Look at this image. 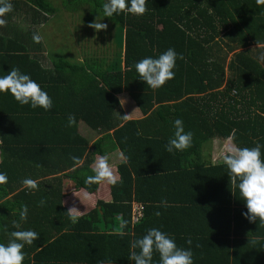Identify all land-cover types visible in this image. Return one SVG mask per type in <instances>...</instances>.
<instances>
[{"label":"trees","instance_id":"trees-1","mask_svg":"<svg viewBox=\"0 0 264 264\" xmlns=\"http://www.w3.org/2000/svg\"><path fill=\"white\" fill-rule=\"evenodd\" d=\"M65 1L67 6L76 7L81 13L77 17L86 25L97 16L109 24L114 31L116 49L100 55L85 48L84 58L72 60L69 44L63 42L58 48L66 46V55L50 57L53 67L48 69L31 52L42 50V28L49 23L48 16L56 12L54 5L48 0H9L12 10L0 16V20L9 24L5 28L0 25V75L12 67L33 80L37 74L53 73L64 93L59 98L58 87L40 85L47 94L53 95L52 107L47 111L23 107L9 93H0V171L7 176V181L0 184V242L7 243L8 233L13 230L31 229L37 238L31 245H25L23 264H68L64 240L70 239L76 249L77 264H84L88 259L98 261L94 253L96 240L102 239L105 243L110 238L121 239L128 250V259L130 242L140 237L139 229L147 223L146 212L149 216L158 208L152 202H171L175 200L173 193H181L184 186L197 191V186L205 189L207 185L212 189L209 198L194 199L190 194L194 200L185 204L188 214L183 218L187 227L184 240L193 253V264H264V237L246 230L248 222L244 220L248 219L240 213L247 210L238 190L230 185L225 165L205 166L193 162L194 155L211 136L220 139L230 136L239 147H253L256 143L264 146V117L261 116L264 114V68L249 53H236L229 66L233 78L227 79L223 86L222 63L226 59L217 48L213 49L223 34L240 48L250 41L264 44V6L254 5L256 0H146L145 12L141 15L122 12L108 18L102 13L106 0ZM18 23H22V28L27 25L31 29L24 32ZM34 34L41 37L39 43L33 41ZM168 48L183 57L176 61L174 77L158 89L149 88L139 80L134 65ZM123 93L134 101L143 116L141 119L120 118L117 95ZM71 101L74 109L70 110ZM252 112L255 116H250ZM69 114L76 120L72 127L67 126ZM32 116L48 126L45 131L56 133V142L50 140L51 132L43 140L34 142L41 147L26 149L28 141L18 137L23 129L19 127V117ZM177 118L183 121L185 131H191L192 141L186 149L168 153L164 145L174 131L172 122ZM79 121L108 135L89 149V141L78 132ZM104 139L113 143V149L121 150L126 162L116 168L117 179L109 187L110 199L98 201L97 207L76 223L68 218L65 197L53 191L52 180L36 183L34 189L21 187L20 175L16 172L27 168L16 163L23 158L21 153L25 159L35 152L49 153L48 158L63 154L59 158L61 167L47 174L71 170L61 177L69 175L66 178L75 180L94 154L106 153ZM261 152L264 159V147ZM72 157H78L80 163ZM83 160L89 163L81 165ZM217 177L219 181H215ZM82 186L81 182L76 187ZM85 188L88 194H96L92 188ZM41 200L45 201L43 206L39 204ZM133 201L144 207L143 217L135 225L131 218ZM21 205L27 207L23 221L19 218ZM230 206L235 207L234 218ZM118 217L120 229L115 231L113 225ZM240 220L244 221L243 225ZM13 221L20 229L13 227ZM105 221L113 228L111 233L105 230L108 228ZM189 240L191 244L187 243ZM56 255L59 261H55ZM129 262L128 259L124 264ZM158 262L153 256V264Z\"/></svg>","mask_w":264,"mask_h":264},{"label":"clouds","instance_id":"clouds-1","mask_svg":"<svg viewBox=\"0 0 264 264\" xmlns=\"http://www.w3.org/2000/svg\"><path fill=\"white\" fill-rule=\"evenodd\" d=\"M257 4H264V0H256ZM146 0H106L102 5L104 17H112L114 14L141 15L145 12ZM12 5L9 0H0V16L10 12ZM96 19L88 26L96 31L104 30L107 26ZM0 23H3L0 20ZM34 42L39 43L41 37L37 34L32 36ZM178 56L173 48H168L158 56H146L134 65L135 72L139 80L143 81L149 88L158 89L167 81L173 79L174 69ZM9 93L21 106L28 105L32 109L42 108L45 111L52 107V100L41 86L28 74L22 73L18 68L12 67L10 71L0 75V93ZM123 106V100H118ZM120 115V114H119ZM121 116V115H120ZM129 115L121 118L127 119ZM76 122L71 114L67 117V126L72 127ZM174 129L172 135L164 145L165 151L173 153L182 151L190 146L192 141L191 131H185L183 121L179 118L172 122ZM232 138H226L220 157L227 169L230 185L238 190L240 200L243 201L246 212L242 213L250 222L259 221L264 224V159H262L261 148L264 147L256 143L253 147H239L231 143ZM77 164L80 163L78 157H72ZM107 154L99 156L93 165V175L85 178V184H99L103 181L114 182L113 173L108 163ZM163 174V173H162ZM161 175V174H158ZM7 181V176L0 171V184ZM26 188L34 189L36 181L25 178L21 181ZM233 193V192H232ZM44 200L39 202L43 206ZM134 203H132L133 205ZM166 206V205H165ZM76 208H69L66 214L72 223L77 222ZM156 216L160 215L157 211ZM27 215V207L20 206L19 218L23 221ZM13 227L20 229V225L13 221ZM7 243L0 242V264H23L25 245H31L37 238V233L31 229L13 230L8 233ZM191 244V241H187ZM158 254V264H193V253L191 248L178 246L175 238L159 228L152 227L145 233L133 239L129 245L128 259L132 264H153V255ZM108 264H111L109 261Z\"/></svg>","mask_w":264,"mask_h":264},{"label":"crops","instance_id":"crops-1","mask_svg":"<svg viewBox=\"0 0 264 264\" xmlns=\"http://www.w3.org/2000/svg\"><path fill=\"white\" fill-rule=\"evenodd\" d=\"M257 3H254V5H256ZM262 6H264V4H261ZM224 36L221 35L222 39ZM220 42V41H219ZM223 45L226 47L225 50V59L226 56L228 55V62H227V68H229L230 64H231V60L234 56V54L236 53H240V52H247L251 55V57H253L254 59H257L260 64L262 65V67L264 68V44H257L255 42H249V44L246 47L240 48L239 46H237V42L234 41H230L228 39L227 42L222 43V44H218L216 47H214L213 49L217 48V50H219L220 52L223 51V49L221 47H223ZM83 49H77L78 52H83L82 56H79L78 59H82L83 54L85 52V46H83ZM116 49V45L115 48ZM232 49V50H231ZM75 50V49H74ZM40 50H36V52H31L33 54H37ZM67 52V51H65ZM223 53V52H222ZM40 57V56H39ZM223 57V56H222ZM41 58V57H40ZM39 58V59H40ZM42 60V65L48 69H51L53 67L52 63L50 65H48L47 63H43V59ZM230 69V68H229ZM38 76H36L35 81L39 84V85H51L52 88H56L58 87L59 90V95L61 98V95L64 93L62 91V88H60L61 84L59 83V81L55 78V74L53 73H43V74H37ZM49 95V94H48ZM49 97L51 98V100L53 99V95H49ZM117 97L119 98V100L124 99L123 101L125 102L124 104H127V106L130 108V110L128 109V111L131 113V115H129V113L126 111L124 104L123 106L120 105V107H122L123 112L122 114H120L121 116L123 115H129L127 119H124L125 121H130V120H137V119H141L143 116L141 114V112L139 111V109L137 108L136 104L134 103V101L129 97L128 94L123 93V94H119L117 95ZM126 99H130L131 102H126ZM27 105H23V107H25ZM59 108V106H58ZM68 109H74V102L71 101L70 106L68 107ZM67 109V110H68ZM122 111V110H121ZM118 115H119V111ZM119 115V116H120ZM120 116V118H121ZM250 116H255L254 112H252V115ZM261 116L264 117V114H262ZM123 119V118H122ZM40 118L38 117H19V127L23 128L19 134L18 137L20 140H26L27 142V148L26 149H35L33 148L35 145L34 142H38L43 140L44 138H46L52 131L47 130L48 126H45L41 121H39ZM261 121V120H260ZM254 122V121H253ZM13 127V125L11 126ZM63 128V126H62ZM77 128H78V132L81 134L82 137H85V139H87V141H89V149L90 147L100 138H102L104 135H108V132H99V131H95L92 128H90L88 125H86V123H84L83 121H79L77 123ZM53 133V132H52ZM110 134H113V131L110 132ZM56 133L54 132L53 135L51 136V141H55L56 142ZM226 139H220L217 137H207V141L205 143L202 144L199 152L197 155H194V159L193 162L194 163H199L201 165H220L223 164L222 159L220 157V151L221 148L224 144ZM104 146H105V150L106 153L103 154H94L92 156V158H90V164L88 165V167L86 169H84L80 175L78 177H75V180L70 179V178H66V177H61L63 174L69 173L71 170H67L63 173H60L59 171H57V174H47L49 171H55V167L59 166L61 167V162L59 161L60 156H54L52 155V158H48L47 156H49L50 154L46 152L38 153H30V156L27 157V159L24 158V153H21L20 157H23L21 159L17 160V165L20 167H24L26 166L27 168H20L19 172L17 174V176L20 175L19 178V182H21L23 179L25 178H33V180L36 181V183H43L49 180H52L53 182V191H57L61 192V194L63 195L64 198V204L66 205L67 209L69 208H76L78 210L77 213V220L81 219L82 215H85L89 212H91L92 210H94L97 206L96 204L98 203V201L100 200H105V199H110L111 196V189L109 188L111 186L112 182H108V181H103L99 184H85L84 180L87 176L89 175H93V165H94V161L102 155L107 154L109 156V166L111 168V171L113 173V180L115 181L117 179V174H116V168L126 162L125 157L123 155V153L121 152V150L119 148H115L113 149L112 144L113 143H109L108 140L104 139ZM231 143H233V141L231 140ZM29 144V145H28ZM205 144V148H203V145ZM234 144V143H233ZM21 144H19L18 147H20ZM33 145V146H30ZM111 145V146H110ZM39 146V145H37ZM22 147V146H21ZM41 147V146H39ZM112 148V149H111ZM56 154V153H55ZM92 159V160H91ZM88 162V160L85 161V163ZM88 162V163H89ZM0 163H1V158H0ZM84 163V160L81 162ZM84 163V164H85ZM49 166V168H48ZM50 167H54L53 169L49 170ZM138 167H136L137 169ZM144 168V167H143ZM142 168V169H143ZM141 169V170H142ZM26 173V174H23ZM55 173V172H54ZM60 179V180H59ZM220 177L215 178V181H219ZM84 183V186H82V188H77V184L78 183ZM44 186H48L47 184H45ZM52 186V185H51ZM86 187H90L93 189V191H96L95 193H90L88 194V189L85 188ZM24 187V186H21ZM104 188L106 190V193L104 194ZM182 192L179 194H175L173 193L172 198H174L175 200H172L171 202H166V200L163 201H157V202H152L153 205H155L156 207H158L156 209V212L159 211L160 215L156 216L154 213H156L155 211L152 213L151 215L147 216V212H146V216H145V220L147 221V223L143 226L140 227L139 232H140V236H142L145 231L149 228L152 227H156L159 228L161 231L167 232L168 234H170L171 236H173L175 238V241L177 243L178 246L187 248L186 245V241L184 240V238H186V231H187V227L185 225V223H183V218L185 216H187L188 212L186 211V207L185 204H189L191 203L195 198L197 197H206L209 198L211 193H212V189L208 188V186L206 185L205 189H201L198 186L196 187V190H193L189 187H183L181 188ZM190 189L192 191H190ZM186 191L188 192V195H186ZM190 194H193V198L191 197ZM190 197V200H186V198ZM133 203H137L135 201H133ZM166 205V206H165ZM219 206V205H218ZM231 210V214L232 217L234 218V211H235V207L234 206H230L229 207ZM98 209H101L100 206H98ZM244 213V212H242ZM240 213V214H242ZM150 217V218H149ZM120 217L116 218L115 220V224L113 225V227H115V231H117V228L120 229V223L118 221ZM149 218V220H148ZM242 219V218H241ZM246 222H248L247 224V229L248 231L251 232H258L260 234L261 237H264V224L259 223V221H254V222H250L249 220H244ZM242 220H240V223L243 225ZM119 224V225H118ZM233 227L236 226L235 221L233 220ZM102 226H104V224L102 223ZM105 226H107L108 228H106L105 230L108 233H111L113 230L109 228V225L107 224V221H105ZM120 231V230H119ZM260 236H254V237H260ZM64 240V239H63ZM70 240V239H69ZM68 239L64 240V243L67 244V252H66V256L69 257V263L68 264H77L76 262V249H74L73 246V242L70 244V241ZM102 239H98L97 244L95 245V249H97V252L95 253V256H97L96 261H93V259H88L84 262V264H108V262L110 261L111 264H124L128 262V259L126 258V254H127V248L121 243L122 240L121 239H113L110 238L109 240H106L107 242L103 243L101 241ZM67 241V242H66ZM122 244V245H121ZM55 248V247H53ZM125 256V258L123 257ZM156 259H159L158 254L153 255ZM103 260H101V258H103ZM56 260L59 261V255H56ZM114 259V261H112V259ZM200 259L203 260H207L206 258L200 257ZM209 260V259H208ZM52 264H57L52 262ZM67 264V263H65ZM79 264H82L79 263ZM128 264H132V262H129Z\"/></svg>","mask_w":264,"mask_h":264},{"label":"rangeland","instance_id":"rangeland-1","mask_svg":"<svg viewBox=\"0 0 264 264\" xmlns=\"http://www.w3.org/2000/svg\"><path fill=\"white\" fill-rule=\"evenodd\" d=\"M51 1L52 4L55 7L56 12L53 15L48 16V20L50 19L49 23L45 24L42 29L43 36H42V42L43 47L42 50L38 52V56L43 59V63H47L48 65L51 64L50 57L56 58L60 57L61 55H66V46L62 49H59V45H61L63 42L68 43L71 54L69 55L72 60L75 58L78 59L79 56H82L83 52H78L77 49H83L82 45L85 46L87 49V52L90 50L95 51L97 54H106L107 51H112L115 48V42H113V29L110 28L109 24L104 23L107 27L104 30L96 31L85 23H83L82 19H79V15L81 13L77 12L76 7H69L66 5L65 0H48ZM88 8V6H86ZM79 14V15H78ZM54 16V17H53ZM78 16V17H77ZM0 25L4 28L5 26H9L7 23H0ZM18 26L22 28V23ZM30 27V28H29ZM8 29V27H7ZM24 32L29 31L31 29V26L25 25V28H22ZM1 33H4L3 31ZM55 33L56 35H54ZM26 34V33H25ZM47 34V36H45ZM7 35V34H6ZM79 35V37H78ZM78 37V38H77ZM46 40V41H45ZM228 41V38L223 37L218 44H222ZM84 48V49H85ZM223 49V53L221 52V55L225 56V46L221 47ZM75 49V50H74ZM90 49V50H89ZM33 52H36L33 51ZM100 52V53H99ZM106 57V56H105ZM228 55L226 56V61L222 63V66L225 68V80L223 82V86L226 84L227 79L233 78V74L231 72V69L227 68V62H228ZM124 100V99H122ZM126 102H131L130 99H126ZM124 107L126 111L131 115V113L128 111L130 108L127 106V104H124ZM128 107V109H127ZM122 111L119 112V114H122L123 109L120 108ZM124 113V112H123ZM205 144L203 145V148ZM106 193V190L104 188V194ZM135 225V224H132Z\"/></svg>","mask_w":264,"mask_h":264},{"label":"built area","instance_id":"built-area-1","mask_svg":"<svg viewBox=\"0 0 264 264\" xmlns=\"http://www.w3.org/2000/svg\"><path fill=\"white\" fill-rule=\"evenodd\" d=\"M144 214V207L140 203H134L132 205V224L139 223Z\"/></svg>","mask_w":264,"mask_h":264}]
</instances>
